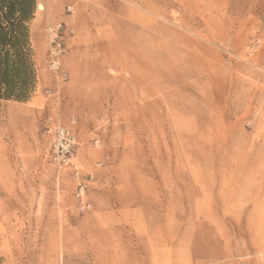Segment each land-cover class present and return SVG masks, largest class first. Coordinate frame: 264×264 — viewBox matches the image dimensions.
Here are the masks:
<instances>
[{"label":"rangeland","instance_id":"374dc122","mask_svg":"<svg viewBox=\"0 0 264 264\" xmlns=\"http://www.w3.org/2000/svg\"><path fill=\"white\" fill-rule=\"evenodd\" d=\"M58 1L30 23L40 87L0 100L1 263L264 264V0ZM58 23L88 211L42 130Z\"/></svg>","mask_w":264,"mask_h":264},{"label":"built area","instance_id":"2783aa9c","mask_svg":"<svg viewBox=\"0 0 264 264\" xmlns=\"http://www.w3.org/2000/svg\"><path fill=\"white\" fill-rule=\"evenodd\" d=\"M73 14L72 8H67ZM74 31L58 23L49 25L48 35V64L47 69L53 75L55 86L46 91V96L56 102L53 112L47 111L42 126L44 137L48 142V155L51 164L58 174L71 176L77 183L75 198L78 209L88 211L92 204L88 199L90 184L94 180L91 173L83 174L82 166L78 162L77 149L79 143L75 135L76 121L66 120L60 104V85L68 81V75L62 67V60L66 54V40L73 36Z\"/></svg>","mask_w":264,"mask_h":264},{"label":"trees","instance_id":"16d2710c","mask_svg":"<svg viewBox=\"0 0 264 264\" xmlns=\"http://www.w3.org/2000/svg\"><path fill=\"white\" fill-rule=\"evenodd\" d=\"M36 10L37 0H0V100L28 102L36 89L30 30Z\"/></svg>","mask_w":264,"mask_h":264},{"label":"crops","instance_id":"0c3cea01","mask_svg":"<svg viewBox=\"0 0 264 264\" xmlns=\"http://www.w3.org/2000/svg\"><path fill=\"white\" fill-rule=\"evenodd\" d=\"M39 4V3H38ZM40 5V4H39ZM51 8H50V14H63V4L61 1L58 0H51ZM39 9V8H38ZM43 9V8H42ZM41 9V10H42ZM40 10V9H39ZM38 82H37V86L38 88L41 85V80L39 79V76L37 77ZM77 185V183H76ZM77 187V186H76ZM76 192V191H75ZM76 199V198H75Z\"/></svg>","mask_w":264,"mask_h":264},{"label":"bare ground","instance_id":"6f19581e","mask_svg":"<svg viewBox=\"0 0 264 264\" xmlns=\"http://www.w3.org/2000/svg\"><path fill=\"white\" fill-rule=\"evenodd\" d=\"M38 8H39V9H42L43 6L40 4V5H38ZM46 140H47V139H46ZM88 199H89V197H88Z\"/></svg>","mask_w":264,"mask_h":264}]
</instances>
